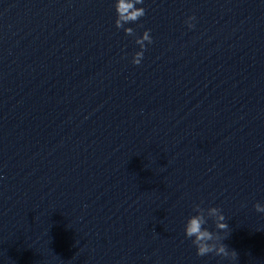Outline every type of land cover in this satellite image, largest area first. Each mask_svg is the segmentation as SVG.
<instances>
[{"label":"water","instance_id":"95a60500","mask_svg":"<svg viewBox=\"0 0 264 264\" xmlns=\"http://www.w3.org/2000/svg\"><path fill=\"white\" fill-rule=\"evenodd\" d=\"M114 2L0 0V264H264V0Z\"/></svg>","mask_w":264,"mask_h":264},{"label":"clouds","instance_id":"9594fccd","mask_svg":"<svg viewBox=\"0 0 264 264\" xmlns=\"http://www.w3.org/2000/svg\"><path fill=\"white\" fill-rule=\"evenodd\" d=\"M143 4V0H115L114 10L116 14L115 27L117 29H123L125 34L133 36L134 31L130 27L125 25L137 22L145 15V9L143 7H137V5ZM195 17H189L186 21L188 27L191 29L194 27L192 21ZM152 43V39L149 35V31H145L142 37L137 38L135 43L140 46L141 51L137 52L132 63L139 65L143 58V51L145 50V43ZM255 211L258 213H264V205L257 203L254 205ZM194 211L197 213L191 216L185 224V236L192 240V244L196 248V255L204 257L209 254L234 260L237 258V252L235 250L229 251L227 245L222 243L225 239L220 233L227 232L229 225L225 223V216L221 213V209L217 207H210L207 210L201 208L199 205L195 206ZM211 218L215 224L217 231H209L205 225L208 219Z\"/></svg>","mask_w":264,"mask_h":264}]
</instances>
